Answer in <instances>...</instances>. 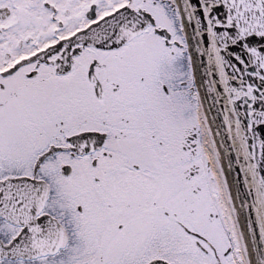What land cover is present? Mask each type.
I'll list each match as a JSON object with an SVG mask.
<instances>
[{"label":"snow or ice","instance_id":"obj_1","mask_svg":"<svg viewBox=\"0 0 264 264\" xmlns=\"http://www.w3.org/2000/svg\"><path fill=\"white\" fill-rule=\"evenodd\" d=\"M0 264H264V0H0Z\"/></svg>","mask_w":264,"mask_h":264}]
</instances>
